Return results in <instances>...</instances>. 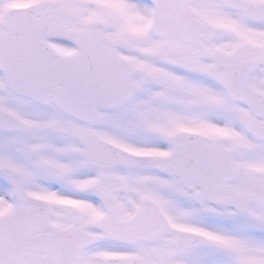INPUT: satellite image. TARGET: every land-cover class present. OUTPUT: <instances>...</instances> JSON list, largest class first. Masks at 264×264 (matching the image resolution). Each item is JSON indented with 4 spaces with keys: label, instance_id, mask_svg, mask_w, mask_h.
Returning a JSON list of instances; mask_svg holds the SVG:
<instances>
[{
    "label": "snow or ice",
    "instance_id": "obj_1",
    "mask_svg": "<svg viewBox=\"0 0 264 264\" xmlns=\"http://www.w3.org/2000/svg\"><path fill=\"white\" fill-rule=\"evenodd\" d=\"M0 264H264V0H0Z\"/></svg>",
    "mask_w": 264,
    "mask_h": 264
}]
</instances>
